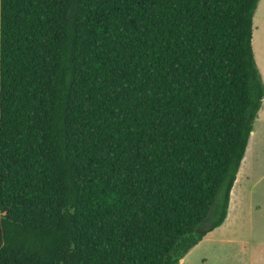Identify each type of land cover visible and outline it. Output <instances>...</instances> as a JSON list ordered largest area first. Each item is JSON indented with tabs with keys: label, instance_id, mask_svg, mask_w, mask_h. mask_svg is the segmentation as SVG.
Returning a JSON list of instances; mask_svg holds the SVG:
<instances>
[{
	"label": "trees",
	"instance_id": "16d2710c",
	"mask_svg": "<svg viewBox=\"0 0 264 264\" xmlns=\"http://www.w3.org/2000/svg\"><path fill=\"white\" fill-rule=\"evenodd\" d=\"M258 2L0 0V264H179L224 222Z\"/></svg>",
	"mask_w": 264,
	"mask_h": 264
},
{
	"label": "rangeland",
	"instance_id": "374dc122",
	"mask_svg": "<svg viewBox=\"0 0 264 264\" xmlns=\"http://www.w3.org/2000/svg\"><path fill=\"white\" fill-rule=\"evenodd\" d=\"M252 52L264 85V0L253 17ZM247 144L231 192L230 221L195 247L187 264H264V99Z\"/></svg>",
	"mask_w": 264,
	"mask_h": 264
},
{
	"label": "crops",
	"instance_id": "0c3cea01",
	"mask_svg": "<svg viewBox=\"0 0 264 264\" xmlns=\"http://www.w3.org/2000/svg\"><path fill=\"white\" fill-rule=\"evenodd\" d=\"M260 1V0H259ZM258 5V4H257ZM257 8V7H256ZM256 11V10H255ZM255 13V12H254ZM253 17H254V15H253ZM252 25H253V19H252ZM251 46H252V39H251ZM254 57V56H253ZM261 78V77H260ZM262 81V80H261ZM263 83V82H262ZM264 86V85H263ZM263 101V100H262ZM261 106H262V103H261ZM261 108V107H260ZM260 110V109H259ZM258 114V113H257ZM257 118V117H256ZM256 120V119H255ZM255 122V121H254ZM251 133H252V131H251ZM250 133V134H251ZM250 137V136H249ZM249 140V139H248ZM248 145V144H247ZM246 148H247V146H246ZM246 151V150H245ZM243 158H244V156H243ZM243 158H242V160H243ZM242 160H241V162H242ZM240 165H241V163H240ZM239 168H240V166H239ZM238 172H239V169H238ZM238 172H237V175H238ZM237 175H236V179H237ZM236 179H235V182H236ZM249 179H250V177H246V182H247V184H248V181H249ZM234 182V183H235ZM246 184V185H247ZM233 186H234V184H233ZM233 188V187H232ZM231 192H232V189H231V191H230V198H229V204H228V209H227V215H226V218H225V220H224V222L219 226V227H217L216 229H214L212 232H210V233H208L203 239H202V241L201 242H199L195 247H197L198 245H200V244H202L205 240H207V239H210V238H212V235H213V233L214 232H217V231H219L221 228H223V226L224 225H226L229 221H230V212H231V209H232V198H231ZM238 203H239V197L237 198V202L235 201V208L237 207V205H238ZM221 232H223L224 233V231H221ZM223 233H222V235H223ZM194 247V248H195ZM194 248H192L181 260H180V262H179V264H187L186 262H187V259H188V256H189V254H191V252L193 251V249Z\"/></svg>",
	"mask_w": 264,
	"mask_h": 264
}]
</instances>
